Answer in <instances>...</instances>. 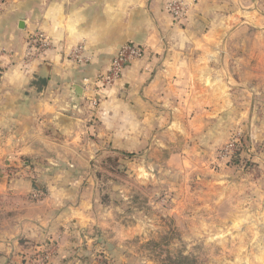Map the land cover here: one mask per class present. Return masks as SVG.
I'll use <instances>...</instances> for the list:
<instances>
[{
    "label": "crops",
    "instance_id": "obj_1",
    "mask_svg": "<svg viewBox=\"0 0 264 264\" xmlns=\"http://www.w3.org/2000/svg\"><path fill=\"white\" fill-rule=\"evenodd\" d=\"M167 1H2L0 199L13 209L0 214V264H31L39 250L46 264H86L89 235L104 232L109 217L80 172L95 154L148 152L157 136L189 129L216 134L217 145L241 129L250 145H264V89L252 78L264 70L245 43L235 50L253 36L264 42V0H185L180 24L164 11ZM248 26L258 31L237 33ZM36 31L50 45L24 61ZM125 43L145 58L98 86ZM77 46L89 63L69 61Z\"/></svg>",
    "mask_w": 264,
    "mask_h": 264
},
{
    "label": "rangeland",
    "instance_id": "obj_2",
    "mask_svg": "<svg viewBox=\"0 0 264 264\" xmlns=\"http://www.w3.org/2000/svg\"><path fill=\"white\" fill-rule=\"evenodd\" d=\"M244 31L258 30L237 33ZM243 43L253 67L264 70V42L253 36L235 50ZM252 78L264 89V71ZM245 134L231 131L217 145L216 134L206 138L189 129L178 138L157 136L148 152L92 156L93 166L80 172L90 179L97 209L109 217L104 232L89 235L85 263L264 264V145H250ZM11 209L0 199L1 215Z\"/></svg>",
    "mask_w": 264,
    "mask_h": 264
},
{
    "label": "built area",
    "instance_id": "obj_3",
    "mask_svg": "<svg viewBox=\"0 0 264 264\" xmlns=\"http://www.w3.org/2000/svg\"><path fill=\"white\" fill-rule=\"evenodd\" d=\"M164 11L173 23L180 24L187 17L188 5L185 0H168L165 3ZM49 45V41L41 32L36 31L32 33L27 39L23 60L34 58L37 54L47 50ZM145 56L146 51L135 44L125 43L121 45L111 58L108 70L96 76L97 85L103 88L113 85L120 79L123 70L127 66L135 61L144 59ZM68 59L76 65H84L90 61V57L86 54L84 55L82 46H77L73 49ZM235 144L236 141L233 140L228 144V148H234ZM30 260L31 264H46L47 256L45 251Z\"/></svg>",
    "mask_w": 264,
    "mask_h": 264
},
{
    "label": "water",
    "instance_id": "obj_4",
    "mask_svg": "<svg viewBox=\"0 0 264 264\" xmlns=\"http://www.w3.org/2000/svg\"><path fill=\"white\" fill-rule=\"evenodd\" d=\"M81 91H82L81 88L78 86H75L73 88V94H74L75 98H78L81 95Z\"/></svg>",
    "mask_w": 264,
    "mask_h": 264
},
{
    "label": "trees",
    "instance_id": "obj_5",
    "mask_svg": "<svg viewBox=\"0 0 264 264\" xmlns=\"http://www.w3.org/2000/svg\"><path fill=\"white\" fill-rule=\"evenodd\" d=\"M41 252H42V250H39V251H38V254H41Z\"/></svg>",
    "mask_w": 264,
    "mask_h": 264
}]
</instances>
